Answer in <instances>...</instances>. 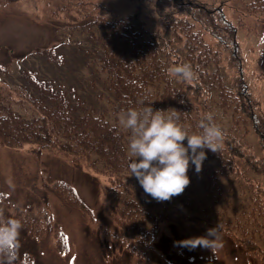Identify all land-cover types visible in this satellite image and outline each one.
Returning a JSON list of instances; mask_svg holds the SVG:
<instances>
[{
	"label": "rangeland",
	"instance_id": "obj_1",
	"mask_svg": "<svg viewBox=\"0 0 264 264\" xmlns=\"http://www.w3.org/2000/svg\"><path fill=\"white\" fill-rule=\"evenodd\" d=\"M209 7L219 0H198ZM236 0H227L225 15L237 26V40L241 48V61L248 78L252 96L264 106V26L259 22L258 10L243 16L232 11ZM3 2V1H1ZM0 2V108L10 107L25 120L36 114L28 101L29 96L42 98L26 79L31 74L38 80L63 92L68 100L71 118L78 121L84 112L102 115L111 124L121 123L122 113L115 114L108 104L110 93L104 83L102 72L104 29L101 21L112 18L113 12L129 10L128 0H15ZM258 14V15H256ZM100 21V23H99ZM98 22V23H97ZM195 28L199 29L197 25ZM168 50L158 55L185 51L182 41L174 30L164 34ZM205 39L209 37L205 34ZM185 59V58H184ZM231 62V61H230ZM228 55L217 63H209L208 77L204 79L209 89L208 104L215 122L227 133L237 137L246 147L259 153L257 137L242 118L232 114L231 107L221 106L218 86L232 88L233 73L229 75ZM166 69L170 63L163 61ZM262 70V71H261ZM29 74V76H30ZM180 82V81H179ZM211 90V92H210ZM86 110V111H85ZM129 152V150H128ZM94 161H98L95 157ZM92 160L75 163L70 156L55 149L26 142L18 148L0 145V207L5 216L16 219L25 211H34L31 229L40 233L33 236L23 227L17 257L30 254L36 264H261L255 257L222 233L224 247L217 253L197 247L193 250L175 242L206 235L209 227L183 225L170 221L160 222L157 235H150L144 243L130 250L127 235L116 225L108 212V206L98 190L108 183L103 164ZM101 166V167H100ZM190 167L187 174L190 172ZM257 184L264 187V175L245 171ZM195 183L199 178L192 174ZM58 182L74 187L81 200L93 211V218L85 217L79 210L67 205L55 193ZM241 180L231 174L223 183L225 195L216 200L208 212L210 219L218 224H228L235 231L262 230L264 216L243 217L244 211L254 212L248 205L251 194L248 186H240ZM246 192H241V188ZM220 191V192H221ZM264 206V190L260 189ZM184 197H187V193ZM198 198H194L196 202ZM202 203V202H201ZM202 205L200 204L199 207ZM177 209V208H176ZM175 208L172 211H176ZM264 212V211H263ZM198 217L199 211L194 212ZM189 214V213H188ZM27 220V219H26ZM252 220L251 225L247 223ZM200 226H205L199 224ZM184 230V231H183ZM64 234L68 251L59 253L55 245L57 234ZM133 243V238H131ZM136 244V243H135Z\"/></svg>",
	"mask_w": 264,
	"mask_h": 264
},
{
	"label": "trees",
	"instance_id": "obj_2",
	"mask_svg": "<svg viewBox=\"0 0 264 264\" xmlns=\"http://www.w3.org/2000/svg\"><path fill=\"white\" fill-rule=\"evenodd\" d=\"M12 1L15 0H0L1 3ZM128 1L129 10L113 12L111 19L102 16L104 19L101 21V28L105 30L101 46L102 72L107 74L104 83L110 93L108 104L112 107L111 111L124 115L129 109L140 110L147 105L154 111L174 109L178 111L179 122L190 134L199 133L200 120L206 113H211L209 89L204 81L208 77L207 67L209 63H217L224 55H228L229 62H232L228 68L229 75L233 73V85L230 89L219 84L220 103L225 108L231 107L232 114L240 116L247 123L245 126L252 129L260 147L259 153L253 147L241 144L235 135L226 132L225 146L220 153L205 149L207 158L199 173L195 165L190 163L191 171L187 174L190 184L184 191L187 197L182 193L169 201L158 202L144 192L129 170L130 161L135 160L128 152L130 130H123L118 123L111 124L102 115L86 110L77 122L74 121L63 92L53 89L30 73V76L25 75L27 81L49 103L42 98L29 96L28 101L36 114L28 120L16 115L8 106L0 108V145L18 148L26 142H34L39 149L47 147L70 156L75 163L95 157L98 161L92 162L103 164L108 175V183L102 187L100 184L98 190L116 225L123 235L128 236L129 241L126 243L130 250H134L138 243H144L150 235L159 234L161 221L183 225L188 223L193 228V225L216 227L218 223L210 219L208 212L215 205L214 195L219 193L216 196L219 201L227 192L221 191V188L231 174L238 176L240 186H248L247 192L251 194L247 196L249 200L246 203L256 208L254 212L244 211L243 217L252 219L253 216H264L260 192L264 187L243 174L247 171L264 175V106L250 92L241 61L240 43L236 38L238 28L224 12L227 0H219L213 7L198 0ZM254 10L259 12L260 19L256 20L262 21L264 26V0H236L232 4V11L243 16L252 15ZM197 25L199 29L195 28ZM171 30L184 41L185 51L182 55L170 51L160 57L159 50H168L164 34ZM205 34L208 40L203 37ZM164 59L170 63V68L190 63L197 70L198 79L193 82L170 79ZM183 143L187 146V139ZM193 173L200 183H195ZM240 188L241 192H246L245 188ZM55 193L85 217L93 218V211L81 200L74 187L58 182ZM194 198L198 200L195 202ZM173 208H177L176 211H172ZM195 211L202 215L198 217ZM33 213L25 211L16 219L21 221L29 235L31 233L39 237L40 233L31 229L32 218H36ZM247 223L251 225L252 220ZM220 225L223 226V232L243 248L249 257H255L264 264V227L262 230L252 228L246 232L235 231L228 224ZM55 245L59 253L68 251L62 233L56 235ZM15 264L36 263L28 253L17 257Z\"/></svg>",
	"mask_w": 264,
	"mask_h": 264
},
{
	"label": "clouds",
	"instance_id": "obj_3",
	"mask_svg": "<svg viewBox=\"0 0 264 264\" xmlns=\"http://www.w3.org/2000/svg\"><path fill=\"white\" fill-rule=\"evenodd\" d=\"M167 73L170 79L183 82L198 79V72L190 63L173 66ZM179 119L174 109L154 111L149 105L140 110L129 109L121 118L123 126L131 132L129 151L135 157L129 163L131 175L144 192L158 202L169 201L185 191L190 184L187 175L190 163L199 173L207 158L205 149L220 153L225 146L226 131L215 122L212 113H206L200 120L199 133L190 134ZM185 139L187 146L183 143ZM22 228L20 220L5 216L0 207V264H15ZM222 233L223 226L218 224L204 236L175 243L189 250L208 249L216 258L224 247Z\"/></svg>",
	"mask_w": 264,
	"mask_h": 264
}]
</instances>
